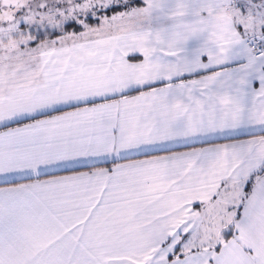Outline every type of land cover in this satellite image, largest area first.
I'll list each match as a JSON object with an SVG mask.
<instances>
[{
  "label": "snow or ice",
  "instance_id": "snow-or-ice-1",
  "mask_svg": "<svg viewBox=\"0 0 264 264\" xmlns=\"http://www.w3.org/2000/svg\"><path fill=\"white\" fill-rule=\"evenodd\" d=\"M0 264H264V0H0Z\"/></svg>",
  "mask_w": 264,
  "mask_h": 264
}]
</instances>
